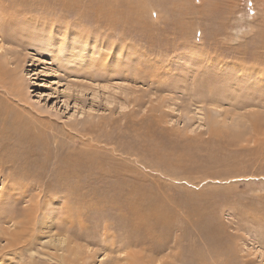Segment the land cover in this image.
<instances>
[{
    "label": "rangeland",
    "instance_id": "obj_1",
    "mask_svg": "<svg viewBox=\"0 0 264 264\" xmlns=\"http://www.w3.org/2000/svg\"><path fill=\"white\" fill-rule=\"evenodd\" d=\"M79 1L84 11L90 3L129 0ZM144 1L124 26L111 28L104 19L93 24L94 15L55 11L61 2L52 0L47 10L40 4L37 13L18 14L19 27L0 37V144L37 136L35 155L14 149L18 157L0 167V191L7 184L4 195L0 192V264H52L39 256L31 260L29 250L42 252L38 244L14 255L6 235L14 221H25V208L37 194L32 188L19 202V189L12 197L26 184L22 175L50 177L62 165L77 171L68 177L79 184L83 200L71 204L53 191L40 205L58 224L57 233L69 230L85 264H127L132 254L151 264H264V0H165L157 8ZM25 16L38 17L32 19L35 26L51 27V20H58L66 38L50 42L51 33H44L38 42L26 43L23 35L33 24L24 25ZM255 115L261 130L252 127ZM14 124H23L24 133H8ZM225 167L235 168L233 174L227 177ZM158 170L179 175L174 188L179 199L169 202L174 219L163 214L168 245L154 254L126 245V230L112 226L116 220L106 214L110 205L90 197L100 187L113 195L110 185ZM112 172L120 176L105 178ZM154 177L146 180L155 182ZM139 230L131 239L143 233Z\"/></svg>",
    "mask_w": 264,
    "mask_h": 264
},
{
    "label": "bare ground",
    "instance_id": "obj_2",
    "mask_svg": "<svg viewBox=\"0 0 264 264\" xmlns=\"http://www.w3.org/2000/svg\"><path fill=\"white\" fill-rule=\"evenodd\" d=\"M50 1H52V0H29V1L27 0L25 2L24 1L21 2L18 0H0V37H3V33L5 31H9L10 33H12L11 30L17 28L18 24L16 23L17 22L16 20L19 19V18H17L18 14H21V13L23 14L25 12L26 13L36 12L37 13V11L39 12L40 10L37 8L38 6H36V5L40 6V4L44 5L43 10H47L52 5V4H50ZM57 1L61 2V3H60V6L58 9L56 7L54 9V7H53V9L55 11L56 10L63 11V10L67 9L70 13H73V15L77 14L79 17L78 16H76V17H78V18H80V17H83V18L88 17L89 18V16L94 15L95 17H93V18L95 21L93 20L94 21V22H92L93 24L101 25V22L103 21L102 19H104V21L107 22L108 26H110L111 28L117 27L118 24H123V26H124V24H126L128 22V21H125V19H127L126 17H128V19L131 20V18L127 15L128 14L130 15V12H132L133 9L138 10L140 8L142 9V7L145 6L144 0L123 1V2H120V4H116V5H118L117 8H116V5L110 4L112 6V9H111V6L109 4L90 3L86 6V9H84V11H83V10H80V6L78 5L80 3L79 0H57ZM164 1L165 0H149V2L151 3V6H153L154 8L162 7V4H165ZM75 6L77 8H75ZM120 7L123 10L120 9ZM141 11L142 10H140V12ZM18 12H20V13H18ZM8 13H10L11 15H8ZM13 13H14V16L12 15ZM142 15H143V13H142ZM53 17H55V16H53ZM23 19H24V21H23L24 25H27L30 23L33 24L31 31L27 32L26 34L23 35L24 36L23 38L26 40L25 41L26 43L36 42V41L38 42L39 40H41V36L44 33H51L50 42H53L54 38H62V39L66 38V35L61 34L62 32L60 30V25H59L58 20H56V19L51 20V22H53V23H51V27L49 26L50 24L47 26V25H43V23H39V25L35 26L34 23H32V19H33V22H38L37 21L39 19L38 17L35 18L36 20H34L33 17H29V16L28 17L25 16ZM20 20H21V18H20ZM79 21H80V19H79ZM68 24H70V22ZM18 27H19V25H18ZM100 27H102V26H100ZM69 28H70L69 26L66 28L67 32L69 31ZM120 29H121V27H120ZM66 34H68V33H66ZM69 35H70V33H69ZM27 37L29 38V40H27ZM17 39L18 38L14 36V39H13L14 42L18 43ZM3 40L8 41L9 38L8 39L3 38ZM20 41L23 42L22 40H20ZM43 45H45V44H43ZM47 46H49V45H47ZM86 46H88V45L86 44ZM49 47L51 49H53L54 45H50ZM88 47L91 50V47L90 46H88ZM1 49H2V47H1ZM65 49H66V47H62L63 52ZM102 49H103V47H102ZM86 50H88V49H86ZM168 71H171V70H168ZM248 71H249V69H248ZM236 76H237V74H236ZM195 82H196V80H195ZM155 83L157 84V82H155ZM262 88H264V86ZM203 101H205V99ZM253 119L254 120L252 123L253 124L252 127L254 128V130H256L261 126L260 120H259V117H257L256 115H255V117H253ZM262 121H261V123H262ZM21 125H23V124H14L13 126L9 127L8 133L9 132H12V133L15 132L18 134L24 133L22 131V129H19V127ZM263 125H264V123H263ZM26 127H27V125H26ZM1 134L5 135L6 131L3 130L1 132ZM28 135H30V137L28 139L29 141L28 140H20V142L18 144H11L10 141H8V144H7L6 143L7 140L3 139V141L0 144V156L6 150H8L9 151L8 153L9 154L11 153V155L8 156L7 161L4 160V163L0 164V167L2 165H4L6 162H10V161L14 162L16 157H18L17 155H15L16 153H15L14 149L16 150L17 148L22 147L21 149H24V151H28L29 155H30V152L34 153V150L37 147L35 145V140L37 139V136H33L32 134H28ZM263 136L264 135H262L261 138ZM25 137H27V136H25ZM10 145H12L13 147L10 148L9 147ZM23 155H24V153H23ZM23 155H22V157H24ZM34 155H35V153H34ZM79 157H81V156H79ZM257 157H259V156H257ZM260 159L264 160L261 157H260ZM252 162L254 164H256V159H254V161H252ZM32 165H33V163H32ZM66 167L67 166H64V165L60 166V171L53 173L50 177H48L46 174L44 175L43 172H41V173L38 172L39 175H37L35 178H31L30 176H27V175L26 176L22 175V178L26 180V184L21 185L18 189L16 188L14 193L11 194L12 197L17 196L18 193L16 194V191L19 189L22 192L18 194L19 196H17L18 201H19V199L24 200L25 198H29L30 197L29 194H31L30 192H31L32 188L34 189V191H37L36 192L37 194L34 197V199H31L28 207L25 208V210H26V212L24 214V220L25 221L24 222H15L14 221V223L12 225L13 230L9 234L6 235L10 241L9 247H10V249L12 247V249H13L12 252L14 255L17 256V254L18 255L21 254L20 252H22L25 249V247L27 248L28 245L32 246V245L38 244L40 246L39 251H42V252L38 254V253H36L35 250H29L28 252H29V257L31 258V260H33L36 256H39V258H41V259H48L49 262H51L52 264L53 263L54 264H85V262H84L85 259L81 257V253L78 252L77 248L73 246L74 240L67 237L69 230L67 232H65L64 234L63 233H61V234L57 233L58 224L54 225L51 223V221H52V220L50 221L51 217H48V215L46 216V214L44 213V209L41 208V205H40L42 203L43 199H45V200L47 199L46 195H48V193L51 195V194H55L54 192H57L58 194L60 192H62L60 195V198H63V199L66 198V202L68 201L71 204H78L77 203L78 201L83 200V198H81L79 196V192H80V188L78 186L79 184H76L74 186L73 181L69 180V177H68L69 174L70 175L76 174L77 171L75 169L71 170V169L66 168ZM229 168H226L224 170V174L227 177L230 176L231 174H233L234 169H235L234 168L232 171H229L230 170ZM26 169H28V168H26ZM210 170H212V169H210ZM158 171L159 172L155 171L156 174H153V175L149 174L152 177L157 175L158 178L154 177V179H153V180H155V182H153L151 180H149V181L146 180V178L149 177V175H147L146 177H143V179H140L139 177L133 178V181H130V182H128V180H127L128 177H127V179L126 180L124 179V181H120L119 183L110 185V187H111L110 192L111 193L115 192L113 195H111V194L106 195V192H107L106 189L100 187L99 189H101V191L97 190L98 193L94 192V195L96 197H94V196L93 197L96 199L90 197V201H97V202H101V203L110 205V209L107 211L106 214H108L107 216L109 217L110 220L115 219L116 222H118V223L115 222L116 224L113 222L115 225L112 224V226H115V227L117 226L120 229L126 230L125 234L127 235L126 238L128 239V242L126 243V245L145 246V248H146L145 250H148V251L150 250L151 252H154V254H160L161 252H163L165 250V248L168 245V237H167L168 235L167 236L165 235L166 236L165 239L162 237V235L166 231L168 232V229L170 228L167 219L170 216H171V219H174L175 218L174 215H176V214H174L175 210L172 208V205L169 202L175 203L179 199V197L177 196L178 192L177 191L174 192V188L176 189L175 181L177 180L179 175L176 177V174L174 171H169V172L168 171L164 172V171H160V170H158ZM193 172H195V171H193ZM186 173L188 175H190V173H192V171L190 173H188V172H186ZM170 174H171V176H170ZM174 174H175V176H174ZM207 174H208V176L216 177L218 175V177H219L218 173L207 172ZM263 174H264V172H263ZM104 175H105V178H116L118 175L120 176V174H114L113 172L112 173H104ZM222 176H223V174H222ZM226 176H223V177H226ZM164 177H169L170 179L172 178L170 184H166L165 182H163L162 184H159L160 181H159V183H157L158 182L157 179H159V180L164 179ZM18 181H20V180H18ZM23 183H24V181H23ZM32 183H33V185H32ZM53 185H54L55 189H50L51 186H53ZM6 187H7V184H6V186L4 185L2 187V191H0L1 194L3 193L2 195H4V190H6ZM11 187L9 189H11ZM64 192L66 194L63 197L62 194ZM161 192H163L162 196H160ZM8 193H9V191H8ZM10 193H9V196H11ZM55 196H57V195H55ZM87 197H89V196H87ZM185 198H186V196H185ZM187 199H191V197H187L186 200ZM45 200H43V201H45ZM1 202H2V200H0V203ZM160 202H162V203L166 202L168 204L167 209L163 208L164 209V211H163V209L154 208L155 205L157 203H160ZM166 211H168V212H166ZM115 212H117V213H115ZM166 213L169 214L168 218H166L163 215ZM129 214H130V217H128ZM153 218L155 221H153ZM159 220H161V222H159ZM80 226H81V223H80ZM82 227H84V225ZM39 228H40V230H39ZM139 229H142L143 233L142 234L137 233V234H135V238L131 239V237L134 235V231L139 230ZM153 230L156 231L155 235L153 233ZM107 231H108V229H107ZM138 232H140V230ZM79 236H81V235H79ZM158 237H160V238L157 241H155V239ZM46 238L48 240L44 241ZM48 252L52 253V254H48ZM175 256H173L172 258H175ZM145 259L146 258L140 254H132V255H129L125 258V260L128 261L127 264H146L145 262H147L148 264H151V262L145 261ZM120 261H123V260H118V262H120ZM170 264H173V261H171ZM174 264H176V263H174Z\"/></svg>",
    "mask_w": 264,
    "mask_h": 264
}]
</instances>
